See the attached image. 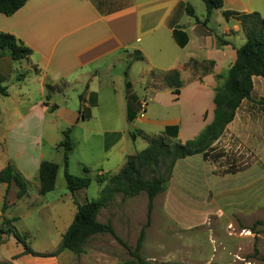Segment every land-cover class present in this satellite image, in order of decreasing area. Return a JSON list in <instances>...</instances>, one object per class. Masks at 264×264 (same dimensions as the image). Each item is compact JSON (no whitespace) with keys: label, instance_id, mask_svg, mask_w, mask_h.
<instances>
[{"label":"crops","instance_id":"crops-1","mask_svg":"<svg viewBox=\"0 0 264 264\" xmlns=\"http://www.w3.org/2000/svg\"><path fill=\"white\" fill-rule=\"evenodd\" d=\"M195 1L128 0L103 12L93 0H26L13 14L0 13V32L31 49L19 60L0 51V86L7 91L0 95V170L11 164L29 184L18 198L14 182L0 183V262L62 264L73 252L25 254L9 229L22 238L45 234L43 251L55 250L74 218L76 202L98 196L102 184L97 177L118 172L127 156L147 147L139 133L184 142L212 122L216 90L246 41L240 22L225 19L222 10L263 15L264 0H223L205 23V4L197 12L200 0ZM190 59L207 69L185 67ZM171 69L180 71L178 95L160 81V73ZM252 82L250 96L207 156L176 160L153 199L151 219L162 215L187 230L220 224V219L249 230L264 219V79L253 76ZM66 129L74 142L66 169L78 176L84 175L83 167L90 169L89 186L73 193L66 186L59 146ZM45 160L58 168L54 189L40 194L39 166ZM130 202L146 218L148 198L141 192L115 195L97 219H132Z\"/></svg>","mask_w":264,"mask_h":264},{"label":"trees","instance_id":"trees-1","mask_svg":"<svg viewBox=\"0 0 264 264\" xmlns=\"http://www.w3.org/2000/svg\"><path fill=\"white\" fill-rule=\"evenodd\" d=\"M26 0H0V13L11 15L18 10ZM206 7L205 23L213 9H221L223 0H202ZM189 15L194 16V9L186 6ZM225 19L230 17L238 20L241 24L246 37L245 43L237 49V57L233 65L229 68L225 83L216 90L214 96V118L196 137L188 139L184 142L172 141L164 135L147 136L141 134L147 141L148 145L141 151L127 156L125 163L118 172L109 177L98 176L97 181L102 184L99 194L96 198L85 199L83 202H76L77 210L74 218L62 234L61 241L57 248L50 253L34 252L25 244L24 253L33 256H54L63 250H69L75 254L83 251L88 238L95 233H108L117 242L124 246L132 259L122 262L121 264H153L144 259L140 250L145 238V229L151 222V212L153 209V199L164 189V183L171 175L172 168L176 160L197 153L207 156L213 142L217 140L223 133L226 125L233 120L236 109L241 101L248 98L253 88L252 77L261 76L264 79V14L258 12L244 13L232 10H222ZM183 44V43H181ZM0 51H5L13 60L27 58L31 49L25 46L14 35L6 32H0ZM139 51L134 52V56ZM135 58H142L140 56ZM207 69L201 63L190 59L185 63V67L195 70L198 66ZM212 62H209V66ZM127 69L125 70V75ZM154 74L153 72L151 75ZM161 83L171 88L173 94L178 95L182 86L180 79V71L171 69L159 75ZM127 100L132 97L130 92V84L125 82ZM50 92L53 87L47 85ZM7 91L0 86V95H6ZM82 99V96H79ZM264 103V101H263ZM130 116V112L128 114ZM59 146L64 149V177L67 189L73 193L77 190H84L90 184L88 176L90 169L83 167V176L73 175L66 169L68 162V154L74 148V142L70 138V129L63 131V139ZM168 160V173L163 175L159 173L157 176L146 178L143 175V169L147 167H157L160 163ZM58 165L52 161H42L39 166V193L45 194L55 187V178ZM14 182L18 186L17 197H23L28 190V182L22 175L15 170L11 164H7L0 170V183ZM144 192L147 195L146 223L140 228L139 235L133 247L127 244L115 231L113 224L108 222H100L97 219L98 212L101 208L106 207L115 197L120 194L123 198L132 197ZM264 210V205H263ZM260 222V221H259ZM258 222V223H259ZM9 224V220L4 221ZM261 223V222H260ZM254 233L253 254L259 252L257 248L258 231H255L254 225L248 228ZM13 235L22 242L19 234L9 229ZM1 243V240H0Z\"/></svg>","mask_w":264,"mask_h":264},{"label":"rangeland","instance_id":"rangeland-1","mask_svg":"<svg viewBox=\"0 0 264 264\" xmlns=\"http://www.w3.org/2000/svg\"><path fill=\"white\" fill-rule=\"evenodd\" d=\"M93 1L101 11L111 12L122 7L128 0ZM203 6L204 2L200 0L197 12ZM159 173L167 175L168 160L160 163L158 168L151 166L143 169L146 178L157 176ZM93 187L94 184L90 186L89 191ZM128 205L132 209V219H99L98 221L113 222L116 233L133 247L140 228L146 223V218L139 215L141 210L137 203L130 202ZM101 216L104 217L103 212ZM253 225L255 231L260 234L256 243L259 250L257 254H253L254 233L243 229L242 224L224 225L220 219V224L213 223L187 230L176 226L162 215H155L145 229L140 254L153 264H264V219L254 221L251 226ZM21 239V243L34 252L50 253L48 250L43 251V244L48 241L45 239V234L35 233ZM130 259L132 257L127 249L110 234L95 233L88 238L82 252L69 254L63 259L62 264H121ZM0 264L11 263L3 261Z\"/></svg>","mask_w":264,"mask_h":264},{"label":"built area","instance_id":"built-area-1","mask_svg":"<svg viewBox=\"0 0 264 264\" xmlns=\"http://www.w3.org/2000/svg\"><path fill=\"white\" fill-rule=\"evenodd\" d=\"M147 103V99L146 98H143L142 101H141V105L142 106H145Z\"/></svg>","mask_w":264,"mask_h":264}]
</instances>
